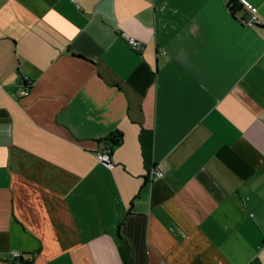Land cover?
<instances>
[{
    "label": "crops",
    "instance_id": "1",
    "mask_svg": "<svg viewBox=\"0 0 264 264\" xmlns=\"http://www.w3.org/2000/svg\"><path fill=\"white\" fill-rule=\"evenodd\" d=\"M235 1L260 24L228 0H0V264H264V0Z\"/></svg>",
    "mask_w": 264,
    "mask_h": 264
},
{
    "label": "built area",
    "instance_id": "2",
    "mask_svg": "<svg viewBox=\"0 0 264 264\" xmlns=\"http://www.w3.org/2000/svg\"><path fill=\"white\" fill-rule=\"evenodd\" d=\"M240 3L246 11L245 17H243V19H241L242 23L247 25V26H250V27H254L256 25H259L260 19H259V16L257 14L256 7L250 5L246 1H240ZM126 42L133 49L138 48L140 46V42L137 41L133 37L126 36ZM27 92H28V90H24L21 93L23 95H26ZM110 153H111L110 148H102L96 152V158H97L98 163L101 164L102 166H104L105 168H108V169H111L113 167V163L111 161ZM162 176H163V173L161 171H158V170L150 173V177L152 180H156L158 178H161ZM21 256H22V253L17 251V250H14L11 253V259L16 261L17 263H19Z\"/></svg>",
    "mask_w": 264,
    "mask_h": 264
},
{
    "label": "trees",
    "instance_id": "3",
    "mask_svg": "<svg viewBox=\"0 0 264 264\" xmlns=\"http://www.w3.org/2000/svg\"><path fill=\"white\" fill-rule=\"evenodd\" d=\"M241 6L238 5V2L235 1V0H228V7H229V9H230V11H231L232 14H234L235 12H237L238 10H240V7ZM22 82H23V84H26L24 80ZM121 140H122L121 133L120 132H117V133H114V134H110L106 138L100 140L99 143L100 144H103L104 148H110V150H111L112 147L114 145L120 143ZM23 255H26V254L25 253H22V256L20 258V261H22Z\"/></svg>",
    "mask_w": 264,
    "mask_h": 264
}]
</instances>
